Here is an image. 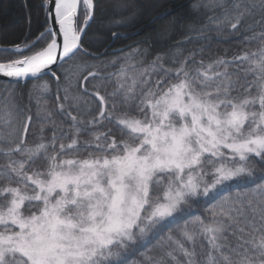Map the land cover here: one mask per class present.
<instances>
[{
  "label": "snow or ice",
  "instance_id": "6c2138e0",
  "mask_svg": "<svg viewBox=\"0 0 264 264\" xmlns=\"http://www.w3.org/2000/svg\"><path fill=\"white\" fill-rule=\"evenodd\" d=\"M37 10L0 47V264H264V0H194L158 32L187 55L93 53L100 0ZM209 33L241 50L205 59Z\"/></svg>",
  "mask_w": 264,
  "mask_h": 264
},
{
  "label": "trees",
  "instance_id": "16d2710c",
  "mask_svg": "<svg viewBox=\"0 0 264 264\" xmlns=\"http://www.w3.org/2000/svg\"><path fill=\"white\" fill-rule=\"evenodd\" d=\"M39 0H0V46L8 47L14 42H22L27 38L29 29L35 31L38 27L39 14L37 4ZM123 2L132 5L126 11L119 14L114 13L113 5ZM194 0H100V7L104 14L98 15L97 21L89 29V39L95 42L89 46L93 53L106 52L112 56V50L124 48L127 46L148 47L152 56L157 53H170V50L177 46L183 48L184 55L193 48H199L206 41L199 40L192 36L185 39L187 32L174 25L173 30L168 36H158L162 25H172L174 20L180 19L187 24L193 19L191 4ZM138 14L133 17V13ZM171 16H162L153 21L158 13L168 12ZM213 13L208 12L207 16ZM207 16H202L198 24L208 23ZM133 17L126 26H114L110 21L126 19ZM29 18L31 24H29ZM122 33L121 39H112L111 32ZM211 36V47L205 52V59L214 58L216 55H233L241 50V45L235 42L234 38L224 39L218 37L215 33H209ZM129 47V48H130ZM128 48V49H129ZM127 50V49H126ZM119 54V53H117ZM7 53H0V60L6 59ZM152 57L150 56L149 59ZM110 71L115 72L117 69L112 68ZM22 91L25 93L26 88ZM111 91V87H109ZM87 138V137H85ZM140 253L130 254L129 264H135L140 259Z\"/></svg>",
  "mask_w": 264,
  "mask_h": 264
},
{
  "label": "water",
  "instance_id": "95a60500",
  "mask_svg": "<svg viewBox=\"0 0 264 264\" xmlns=\"http://www.w3.org/2000/svg\"><path fill=\"white\" fill-rule=\"evenodd\" d=\"M130 46H127V47H124V48H120V49H115V50H112L111 52L112 53H119V50L123 49V50H126L128 49ZM0 79H4V78H0Z\"/></svg>",
  "mask_w": 264,
  "mask_h": 264
}]
</instances>
